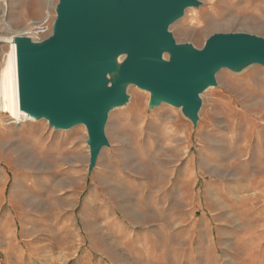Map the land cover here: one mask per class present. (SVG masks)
Here are the masks:
<instances>
[{
  "label": "rangeland",
  "instance_id": "374dc122",
  "mask_svg": "<svg viewBox=\"0 0 264 264\" xmlns=\"http://www.w3.org/2000/svg\"><path fill=\"white\" fill-rule=\"evenodd\" d=\"M9 1L13 30L52 31L58 0ZM200 1L171 26L179 42L264 37V0ZM217 80L196 127L131 86L92 172L84 125L0 113V264H264V66Z\"/></svg>",
  "mask_w": 264,
  "mask_h": 264
},
{
  "label": "water",
  "instance_id": "95a60500",
  "mask_svg": "<svg viewBox=\"0 0 264 264\" xmlns=\"http://www.w3.org/2000/svg\"><path fill=\"white\" fill-rule=\"evenodd\" d=\"M200 0H58L51 33L14 38L20 107L56 131L86 127L88 170L111 143V112L129 104V88L150 93L148 107L179 108L197 126L202 94L223 69L264 66V37L216 32L202 48L179 42L171 26Z\"/></svg>",
  "mask_w": 264,
  "mask_h": 264
},
{
  "label": "bare ground",
  "instance_id": "6f19581e",
  "mask_svg": "<svg viewBox=\"0 0 264 264\" xmlns=\"http://www.w3.org/2000/svg\"><path fill=\"white\" fill-rule=\"evenodd\" d=\"M11 2L12 1L9 0L0 1L2 13L0 15V23H5V25L9 27V29L4 30L3 33H0V41L7 43L9 47V49L6 51V56L4 59L5 61L2 64L0 71V113L8 114L12 123H24L26 121L32 122L34 121L33 117L24 112L20 107L17 49L14 38L17 35L24 34L20 33L19 31L13 30L12 26L10 25L11 23L8 21ZM52 8L53 4L50 3L49 9ZM42 24H40L39 22L38 25H36L34 28ZM121 108L122 107H118L113 111Z\"/></svg>",
  "mask_w": 264,
  "mask_h": 264
},
{
  "label": "built area",
  "instance_id": "2783aa9c",
  "mask_svg": "<svg viewBox=\"0 0 264 264\" xmlns=\"http://www.w3.org/2000/svg\"><path fill=\"white\" fill-rule=\"evenodd\" d=\"M50 31L51 30L49 26L42 24L33 29L31 37L34 39H40L43 38L45 35H48Z\"/></svg>",
  "mask_w": 264,
  "mask_h": 264
}]
</instances>
